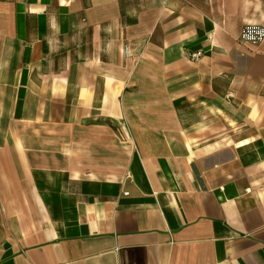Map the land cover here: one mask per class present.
<instances>
[{
    "label": "crops",
    "instance_id": "1",
    "mask_svg": "<svg viewBox=\"0 0 264 264\" xmlns=\"http://www.w3.org/2000/svg\"><path fill=\"white\" fill-rule=\"evenodd\" d=\"M252 28L264 0H0V264H264Z\"/></svg>",
    "mask_w": 264,
    "mask_h": 264
},
{
    "label": "built area",
    "instance_id": "2",
    "mask_svg": "<svg viewBox=\"0 0 264 264\" xmlns=\"http://www.w3.org/2000/svg\"><path fill=\"white\" fill-rule=\"evenodd\" d=\"M244 38L254 43L261 42L262 39L264 38V31L258 28L249 29L244 33ZM124 54L126 57H130L131 55V48L128 44L124 46ZM202 58H203L202 52H195L190 54V60L192 62H199Z\"/></svg>",
    "mask_w": 264,
    "mask_h": 264
}]
</instances>
